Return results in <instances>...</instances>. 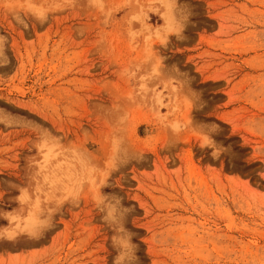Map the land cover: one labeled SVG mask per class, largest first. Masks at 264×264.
<instances>
[{
  "label": "rangeland",
  "instance_id": "rangeland-1",
  "mask_svg": "<svg viewBox=\"0 0 264 264\" xmlns=\"http://www.w3.org/2000/svg\"><path fill=\"white\" fill-rule=\"evenodd\" d=\"M0 35V264H113L108 205L125 264H264V0H0Z\"/></svg>",
  "mask_w": 264,
  "mask_h": 264
},
{
  "label": "clouds",
  "instance_id": "clouds-1",
  "mask_svg": "<svg viewBox=\"0 0 264 264\" xmlns=\"http://www.w3.org/2000/svg\"><path fill=\"white\" fill-rule=\"evenodd\" d=\"M175 3L179 5L180 0H175ZM20 23L25 29H27L28 26L26 21L22 20L20 21ZM183 30H184V25L183 23H181L179 32L176 34H182ZM7 39L8 38L6 36L0 35V56H2L5 61V64L0 66H6V64L10 62L8 60L6 54V48H5V45L7 44ZM203 106H204L203 104L199 108H196L194 106L193 110L194 109L200 110L203 108ZM196 124L202 128V131L199 133L201 137L200 148L202 150L204 149L210 150V156L213 160H219L222 155H225L231 151V145L225 146L223 143L217 142V140L214 138L223 131L220 125L214 122L196 123ZM172 130L174 132H178L180 129L176 125H173ZM112 196L115 201V205H119V207L123 209V213L121 214V217H123L124 214L133 210L131 207L124 208L122 204V200L119 196H117L116 194H112ZM108 207L111 210L107 211L105 213V216L102 217V219H105L106 222L110 219L111 222L114 225H116L112 229L113 230L112 244H113V248L116 250V256L113 258V264H125V260L128 259L129 251L132 252V258L138 261L139 258L135 256V251H134L135 249H138V245L133 244L132 242L133 236L135 234L129 231L127 228H125L123 223L117 219L116 207L114 205H108ZM101 210L103 211L104 209ZM17 227H19V225H17ZM20 231L24 232V229L21 228Z\"/></svg>",
  "mask_w": 264,
  "mask_h": 264
}]
</instances>
